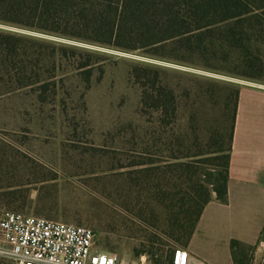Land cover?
<instances>
[{
  "label": "rangeland",
  "instance_id": "rangeland-1",
  "mask_svg": "<svg viewBox=\"0 0 264 264\" xmlns=\"http://www.w3.org/2000/svg\"><path fill=\"white\" fill-rule=\"evenodd\" d=\"M0 29L41 41L23 42L21 54L30 71L20 81L0 76V188L20 187L16 201L0 197V212L85 226L95 232L99 250L168 264L182 246L150 226L164 220L163 210L152 202L151 186L173 189L174 176L166 174L172 155H197V171L205 172L202 153L230 121L225 99L236 86L227 82L264 87V76L250 81L226 76L236 71L233 60L162 51L174 59L169 62L148 58L145 51L129 54L4 25ZM146 63L176 91L178 117L166 125L164 113L143 106L141 83L131 75ZM144 152L161 162L149 182H142L137 167ZM153 240L156 254H138L149 251ZM230 252L223 240L214 243L210 262L219 264ZM0 264L13 263L0 257Z\"/></svg>",
  "mask_w": 264,
  "mask_h": 264
},
{
  "label": "trees",
  "instance_id": "trees-1",
  "mask_svg": "<svg viewBox=\"0 0 264 264\" xmlns=\"http://www.w3.org/2000/svg\"><path fill=\"white\" fill-rule=\"evenodd\" d=\"M0 25L129 54L145 51L148 58L169 62L174 59L163 57L162 51L233 60L236 71L226 76L246 81L264 76V0H0ZM26 40L41 42L0 29V76L20 81L30 71L21 54ZM87 66L85 63L81 68ZM131 75L141 83L145 108L164 113L165 125L167 119H177L176 91L160 81L159 71L146 63L143 68L134 67ZM226 85L236 86L233 95L225 99L230 121L220 126L202 153L208 163L206 171L198 173L195 154L172 155L166 174L174 176L173 189L165 190L161 183L151 186L152 202L163 210L164 220L157 218L149 225L184 248L189 246L207 205L213 199L228 202L242 86L233 82ZM141 157L137 167L144 176L138 180L149 182L152 173L161 170L156 166L161 162L149 159L147 152ZM18 188L2 187L0 197L16 201ZM157 244L151 241L149 251L138 254H156ZM237 246L233 241V256Z\"/></svg>",
  "mask_w": 264,
  "mask_h": 264
},
{
  "label": "crops",
  "instance_id": "crops-1",
  "mask_svg": "<svg viewBox=\"0 0 264 264\" xmlns=\"http://www.w3.org/2000/svg\"><path fill=\"white\" fill-rule=\"evenodd\" d=\"M264 239V87L242 83L228 182V202L213 199L199 222L187 250L213 264L208 251L224 241L237 243L219 264H264L259 243ZM210 259V260H208Z\"/></svg>",
  "mask_w": 264,
  "mask_h": 264
},
{
  "label": "built area",
  "instance_id": "built-area-1",
  "mask_svg": "<svg viewBox=\"0 0 264 264\" xmlns=\"http://www.w3.org/2000/svg\"><path fill=\"white\" fill-rule=\"evenodd\" d=\"M258 248L264 253V239ZM0 257L13 264H150L145 256L130 261L99 250L88 227L11 211L0 212ZM170 264L208 263L178 247Z\"/></svg>",
  "mask_w": 264,
  "mask_h": 264
}]
</instances>
